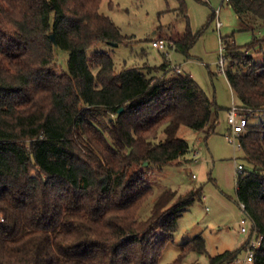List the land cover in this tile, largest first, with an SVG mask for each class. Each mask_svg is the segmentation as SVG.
<instances>
[{"label": "trees", "instance_id": "trees-1", "mask_svg": "<svg viewBox=\"0 0 264 264\" xmlns=\"http://www.w3.org/2000/svg\"><path fill=\"white\" fill-rule=\"evenodd\" d=\"M176 1L186 28L172 46L188 58L200 34L184 0ZM226 1L253 31L264 26V0ZM100 3L0 0V264H157L178 219L202 199V189L166 190L139 215L152 196L142 167L180 165L189 147L179 128L206 141L221 108L166 61L117 70L106 54L88 57L99 43L129 40L99 13ZM221 41L239 107L247 118L264 111V67L248 55L264 38L243 48ZM57 50L68 54L66 71ZM239 142L247 168L235 180L236 203L262 237L254 264H264V126L248 125ZM243 249L211 257L198 236L170 264H199L191 255L233 264Z\"/></svg>", "mask_w": 264, "mask_h": 264}, {"label": "rangeland", "instance_id": "rangeland-1", "mask_svg": "<svg viewBox=\"0 0 264 264\" xmlns=\"http://www.w3.org/2000/svg\"><path fill=\"white\" fill-rule=\"evenodd\" d=\"M184 3L192 32L200 34L188 52V58L169 44L179 40L186 28L185 20L178 16L176 0H101L99 13L108 17L120 34L129 40L117 47L99 43L87 51L88 57L94 53L108 55L117 70L125 67L145 71L147 67H159L166 61L172 71L179 67L182 75H189L221 108L214 134L206 141L201 133L186 127L179 128L178 137L189 147L187 154L180 159V165L141 169L145 184L152 189V196L139 211L142 218L148 215L152 205L166 190L184 195L202 189L201 201L194 203L178 219L173 240L162 249L157 264L172 263L180 252V246L198 236L205 241L208 256L239 250L248 238V234L240 233V222L245 221L243 226L248 231L251 227L244 219L235 195V166L241 164L243 169L247 166L242 152L227 141L230 129L226 111L232 105L239 106V102L225 74L218 73L217 62L220 55H225V51L220 53V38L243 48L253 38H264V26L253 32L245 31L243 23L223 0H184ZM215 10L219 11L217 18L222 24L219 32L215 28L216 18L209 21ZM157 39L166 43L165 49L152 47L151 42ZM248 55L255 66L264 67V42L256 43ZM67 58L66 52H55L60 70L66 71ZM231 62L226 58L225 70ZM241 71L247 73L248 67H242ZM247 120L249 126H264V111L252 114ZM243 254L242 250L238 257ZM195 260L199 264L207 263L206 256L188 257L189 263Z\"/></svg>", "mask_w": 264, "mask_h": 264}, {"label": "built area", "instance_id": "built-area-1", "mask_svg": "<svg viewBox=\"0 0 264 264\" xmlns=\"http://www.w3.org/2000/svg\"><path fill=\"white\" fill-rule=\"evenodd\" d=\"M227 2L226 0H224ZM218 11L215 12V16H217ZM221 22L216 17V23L215 26L217 30L221 27ZM220 42V53L224 51L223 43L221 41V38L219 40ZM151 45L153 48L162 50L165 49L166 43L161 40L157 39L151 42ZM226 60L225 55L219 56L217 66H218V73L225 74V68H224V62ZM174 72L177 74H180L181 71L179 68H175ZM247 113L248 111H245L244 109L240 108L239 106L232 105L228 112H227V125L229 126L230 132L227 135V141L234 145L235 148L239 151H241V144L239 142V137L245 133L246 127L248 126V120H247ZM244 171L243 166L241 164L235 166V179L238 175H240ZM239 209L244 215V219L249 221L251 224L250 230H246V228L243 226L245 224V221L242 220L240 222V233L241 234H248L247 241L244 245V254L242 257H237L233 264H254V251L258 249L260 246V243L262 241V237L258 236L256 229L253 226V223L249 220L246 211L245 206L243 204H239Z\"/></svg>", "mask_w": 264, "mask_h": 264}, {"label": "crops", "instance_id": "crops-1", "mask_svg": "<svg viewBox=\"0 0 264 264\" xmlns=\"http://www.w3.org/2000/svg\"><path fill=\"white\" fill-rule=\"evenodd\" d=\"M224 1V0H223ZM226 4H227V2H225ZM229 7V6H228ZM216 11H218V10H215V11H213L212 13H213V18L215 17H217V16H215V12ZM218 13H219V11H218ZM218 15V14H217ZM218 20H219V18H217ZM219 22H220V20H219ZM244 25V24H243ZM221 27H222V25H221ZM220 27V28H221ZM215 28H216V26H215ZM220 28H219V30H220ZM244 28H245V31L247 30V31H251V32H253V30H252V28H250V27H247L246 25H244ZM216 30H217V28H216ZM219 30H217L218 32H219ZM259 34V33H258ZM169 44H173V42H170ZM175 68H179V67H174L173 68V71H174V69ZM181 71V70H180ZM228 110H229V108L227 109V111H226V114H227V112H228Z\"/></svg>", "mask_w": 264, "mask_h": 264}, {"label": "water", "instance_id": "water-1", "mask_svg": "<svg viewBox=\"0 0 264 264\" xmlns=\"http://www.w3.org/2000/svg\"><path fill=\"white\" fill-rule=\"evenodd\" d=\"M49 38H50L51 42L54 44V46H55V41H54L53 35H50ZM110 45L117 47L116 44H110Z\"/></svg>", "mask_w": 264, "mask_h": 264}]
</instances>
